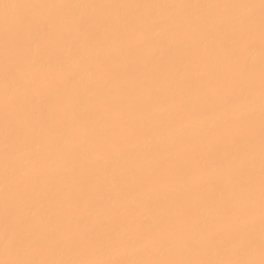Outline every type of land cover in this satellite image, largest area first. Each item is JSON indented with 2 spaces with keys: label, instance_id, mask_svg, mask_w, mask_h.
I'll list each match as a JSON object with an SVG mask.
<instances>
[{
  "label": "rangeland",
  "instance_id": "obj_1",
  "mask_svg": "<svg viewBox=\"0 0 264 264\" xmlns=\"http://www.w3.org/2000/svg\"><path fill=\"white\" fill-rule=\"evenodd\" d=\"M0 183V264H264V0H0Z\"/></svg>",
  "mask_w": 264,
  "mask_h": 264
},
{
  "label": "bare ground",
  "instance_id": "obj_2",
  "mask_svg": "<svg viewBox=\"0 0 264 264\" xmlns=\"http://www.w3.org/2000/svg\"><path fill=\"white\" fill-rule=\"evenodd\" d=\"M245 110H247V109H245ZM178 129H179V128H178ZM186 129H187V127H186ZM189 129H190V128H189ZM189 129H187V130H189ZM180 132H181V131H180ZM208 176H209V175H208ZM8 178H9V175H8ZM212 178H213V177H212ZM1 181H2V180H1ZM8 181H9V179H8ZM2 182H3V181H2ZM2 182H1V183H2ZM1 183H0V184H1ZM178 186H179V185H178ZM128 201H129V200H128ZM124 202H125V201H122V203H124ZM216 205H217V204H216ZM203 211H204V210H203ZM203 211H202V212H203ZM207 214H209V213H207ZM204 215H205V214H204ZM204 215H203V216H204ZM201 218H202V217H201ZM158 236H159V235H158ZM159 238H160V237H159ZM155 242H156V240H155ZM161 242H163V241H161ZM157 243H158V242H157ZM185 243H186V242H185ZM155 244H156V243H155ZM162 244H163V243H162ZM152 247H154V246H152ZM149 249H150V248H149ZM149 249H148V250H149ZM149 251H150V250H149ZM155 251H157V250H155ZM150 253H151V251H150ZM147 255L149 256V254H147ZM149 257H150V256H149Z\"/></svg>",
  "mask_w": 264,
  "mask_h": 264
}]
</instances>
